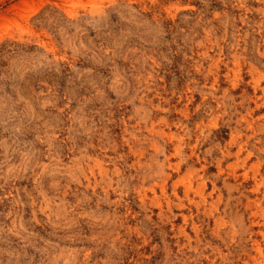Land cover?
I'll use <instances>...</instances> for the list:
<instances>
[{
    "label": "rangeland",
    "instance_id": "rangeland-1",
    "mask_svg": "<svg viewBox=\"0 0 264 264\" xmlns=\"http://www.w3.org/2000/svg\"><path fill=\"white\" fill-rule=\"evenodd\" d=\"M0 264H264V0H0Z\"/></svg>",
    "mask_w": 264,
    "mask_h": 264
}]
</instances>
